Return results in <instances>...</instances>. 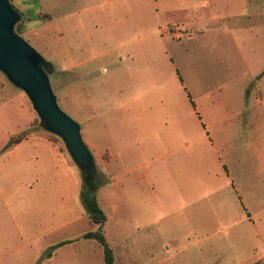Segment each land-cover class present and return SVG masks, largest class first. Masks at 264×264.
I'll list each match as a JSON object with an SVG mask.
<instances>
[{
    "label": "rangeland",
    "instance_id": "obj_1",
    "mask_svg": "<svg viewBox=\"0 0 264 264\" xmlns=\"http://www.w3.org/2000/svg\"><path fill=\"white\" fill-rule=\"evenodd\" d=\"M34 2L33 20L13 5L14 33L47 63L57 106L91 153L115 264H264V0ZM0 81L60 151L55 180L70 167L66 212L58 183H43L55 216L41 213L23 232L70 221L44 243L77 248L95 230L80 198L81 170L62 139L44 130L28 96L1 72ZM150 169L157 187L140 179ZM115 183L132 192L120 205L121 245ZM34 248L8 254L4 264H32ZM48 253L36 264H48ZM59 258L78 263L71 251Z\"/></svg>",
    "mask_w": 264,
    "mask_h": 264
},
{
    "label": "crops",
    "instance_id": "obj_2",
    "mask_svg": "<svg viewBox=\"0 0 264 264\" xmlns=\"http://www.w3.org/2000/svg\"><path fill=\"white\" fill-rule=\"evenodd\" d=\"M25 2L27 3V10L20 6L19 2L15 1L14 3L20 10L26 12L25 15L30 20H33L36 15L33 12V3L35 2L34 0H26ZM12 3L10 2L12 8H14L15 4ZM155 3L158 7V1H155ZM54 11L55 5L48 9L49 15L52 16ZM192 26V23H186L181 27ZM158 28L160 27L158 26ZM34 121V117L25 107L20 96L0 81V264H4V259L8 254L34 246L35 260L33 259L32 264H36L40 255L45 252H49L46 257L48 264H62L59 255L63 251L73 252L74 256L78 257V260L76 259L77 264H104L103 252L97 242L92 239H82V236L87 232L81 236L83 244L77 248H73L74 241L44 243L46 237L69 227L72 224L70 221L39 235L23 232V230H27V226H23V224L28 220L37 222V224L40 223L41 213L55 216L53 206L49 200V193L43 183L47 182L49 185L58 183L61 187V190L57 193V198L63 202L64 212H66V206L69 204L71 190L70 167H68V175L60 181L55 180V176L61 175V172L54 173V170L56 162L61 160L60 156L62 155L51 139L34 128ZM175 137H178V135L176 134ZM64 167L67 168L66 164H64ZM154 173L150 169L141 174L140 179L144 183V187H157L159 179L155 178ZM65 174L66 170L64 169ZM127 189L129 187L117 186V183H115V241L118 245L122 244L126 235V227L123 223L125 218L124 214L120 212V205L123 201H127L129 197L132 198V192L129 190L126 192ZM67 213H70L68 209ZM126 220H128V217ZM112 239H114V236H112ZM61 242L69 243L57 249H52L53 246ZM99 248L101 252H99Z\"/></svg>",
    "mask_w": 264,
    "mask_h": 264
},
{
    "label": "water",
    "instance_id": "obj_3",
    "mask_svg": "<svg viewBox=\"0 0 264 264\" xmlns=\"http://www.w3.org/2000/svg\"><path fill=\"white\" fill-rule=\"evenodd\" d=\"M20 17L8 0H0V72L29 98L45 131L62 139L80 170L95 176L91 153L84 145L78 124L63 114L42 65L47 66L22 38L14 33Z\"/></svg>",
    "mask_w": 264,
    "mask_h": 264
},
{
    "label": "trees",
    "instance_id": "obj_4",
    "mask_svg": "<svg viewBox=\"0 0 264 264\" xmlns=\"http://www.w3.org/2000/svg\"><path fill=\"white\" fill-rule=\"evenodd\" d=\"M81 173H82V185H81V195H80L81 202L85 208L86 214L89 218L91 225L96 227L94 231H89L85 233L82 236V239H85V240L92 239L96 241L97 244L102 249L104 264H114L113 251L107 244L104 233H103V226L105 225L107 221V217L104 211L99 206L97 197H96V191L100 187L98 176L97 174L93 176V174L87 173L86 171H83V170H81ZM68 243L69 242L58 243L55 246H53L52 249L53 250L57 249Z\"/></svg>",
    "mask_w": 264,
    "mask_h": 264
}]
</instances>
